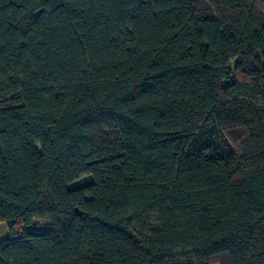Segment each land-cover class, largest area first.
Wrapping results in <instances>:
<instances>
[{"label":"trees","instance_id":"trees-1","mask_svg":"<svg viewBox=\"0 0 264 264\" xmlns=\"http://www.w3.org/2000/svg\"><path fill=\"white\" fill-rule=\"evenodd\" d=\"M0 223V264H264V0H0Z\"/></svg>","mask_w":264,"mask_h":264},{"label":"rangeland","instance_id":"rangeland-1","mask_svg":"<svg viewBox=\"0 0 264 264\" xmlns=\"http://www.w3.org/2000/svg\"><path fill=\"white\" fill-rule=\"evenodd\" d=\"M4 225H5V223H4ZM30 229L31 230L37 229V227L36 226L35 227L34 226H30ZM3 240H5V238L4 237H0V242H2ZM225 261H226V258L224 256H219V257H216V258L212 259L213 264H220V263L225 262ZM179 262H183V259L182 258L177 259V263H179Z\"/></svg>","mask_w":264,"mask_h":264},{"label":"crops","instance_id":"crops-1","mask_svg":"<svg viewBox=\"0 0 264 264\" xmlns=\"http://www.w3.org/2000/svg\"><path fill=\"white\" fill-rule=\"evenodd\" d=\"M9 236V230L7 224L0 223V237H4L5 239Z\"/></svg>","mask_w":264,"mask_h":264}]
</instances>
